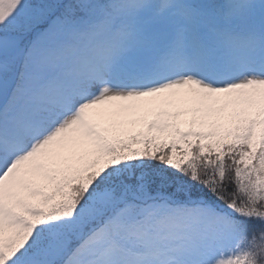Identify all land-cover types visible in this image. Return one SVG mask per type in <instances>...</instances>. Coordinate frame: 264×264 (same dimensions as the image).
Masks as SVG:
<instances>
[{
  "label": "snow or ice",
  "instance_id": "snow-or-ice-1",
  "mask_svg": "<svg viewBox=\"0 0 264 264\" xmlns=\"http://www.w3.org/2000/svg\"><path fill=\"white\" fill-rule=\"evenodd\" d=\"M0 264H264V0H0Z\"/></svg>",
  "mask_w": 264,
  "mask_h": 264
}]
</instances>
